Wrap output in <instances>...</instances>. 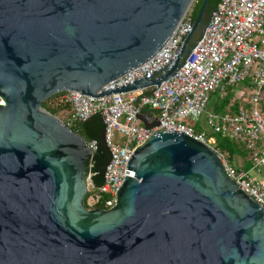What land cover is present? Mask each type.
<instances>
[{"label":"water","instance_id":"water-1","mask_svg":"<svg viewBox=\"0 0 264 264\" xmlns=\"http://www.w3.org/2000/svg\"><path fill=\"white\" fill-rule=\"evenodd\" d=\"M208 1L158 74L101 90L154 56L193 0H0V264H264L263 209L207 144L150 135L115 205L87 208V141L41 106L158 85L203 33Z\"/></svg>","mask_w":264,"mask_h":264},{"label":"built area","instance_id":"built-area-1","mask_svg":"<svg viewBox=\"0 0 264 264\" xmlns=\"http://www.w3.org/2000/svg\"><path fill=\"white\" fill-rule=\"evenodd\" d=\"M191 27L187 12L154 56L105 84L101 90L126 86L158 74L174 58ZM237 84L247 88L243 100L248 103L246 107L221 112L206 110L212 92L218 91L223 97L229 87ZM263 87L264 0H218L208 15L203 33L181 65L158 85L97 97L64 90L53 94L49 101L52 105L69 106V115L64 121L68 126L94 114L101 116L102 139L109 158L100 185L96 186L92 173L87 172L84 197L87 208L108 209L115 205L116 190L124 177L133 176L124 171L136 145L157 132L178 131L207 144L220 157L225 174L262 207L264 214ZM144 108L153 114L144 112ZM141 113L151 119L155 116L157 125L145 127L139 118ZM202 117L209 131L243 145L248 168L241 167L237 155L229 159L226 152H220L215 147V139L206 131L195 129ZM188 119L196 123L192 126L187 123ZM116 133L122 134L123 139ZM87 145L92 155L97 141L93 139Z\"/></svg>","mask_w":264,"mask_h":264},{"label":"trees","instance_id":"trees-1","mask_svg":"<svg viewBox=\"0 0 264 264\" xmlns=\"http://www.w3.org/2000/svg\"><path fill=\"white\" fill-rule=\"evenodd\" d=\"M201 1L202 0H196L192 5L191 10L189 11V18L192 22L196 17ZM217 1L218 0L208 1L203 21H207L208 15L210 11L216 5ZM220 99H221V102L219 104H217L216 102L213 103L212 110L221 112V111L226 110L227 108H229L230 110H235L239 106L246 107L248 105L247 102L241 100L240 98H233V93L230 92V90L225 96L223 97L220 96ZM49 100H50V97L46 99L45 101H43L41 103V106L47 111H49L51 114L57 116V113L59 111L67 110L69 112L68 105L66 104L52 105ZM261 107L264 108V87H263V93H262ZM148 110H149L148 108L143 109L144 112ZM63 121H65V119H63ZM103 126L104 125H103L101 116L99 114H94L85 121H77L74 125L70 126L72 130L80 134L87 142L93 139L97 141V148L93 151L91 157L89 158L87 162L88 170L92 173V176H91L92 181L96 186L102 183V171L109 158L108 148L106 147L102 139ZM206 127H204L200 121L198 124H196L195 129L197 131H200V130L206 131V129L209 130L208 127L207 128ZM210 133H211L210 136H212L215 139V147L220 152H226L228 154L229 159L237 155L240 159H242V161L240 162L241 167L242 168L249 167V163L246 158V151L242 144L228 137H223L220 134L212 133L211 131ZM89 164L91 165L89 166Z\"/></svg>","mask_w":264,"mask_h":264},{"label":"rangeland","instance_id":"rangeland-1","mask_svg":"<svg viewBox=\"0 0 264 264\" xmlns=\"http://www.w3.org/2000/svg\"><path fill=\"white\" fill-rule=\"evenodd\" d=\"M196 0H193V2H192V4H191V6H190V8L188 9V11L187 12H189L190 10H191V7H192V5H193V3L195 2ZM196 34H197V32H196ZM230 90V92H232V93H234V95H235V97H233V98H240V99H242V100H244V98H245V96H246V94H247V88H245L242 84H237L236 86H232V87H229V89H228V91ZM219 93L220 92H218V91H216V92H212L211 94H210V98H209V101H208V103H207V105H206V110L207 111H209V110H212V105H213V103H217V104H219L220 102H221V99H220V96H219ZM67 110L66 111H59L58 113H57V116L60 118V119H65V116H66V114H67ZM195 121H193L192 119H188L187 120V123L188 124H190V125H194L195 123H194ZM201 124L204 126V127H206V125H205V122H204V119H203V117H202V119H201ZM207 128V127H206ZM206 131H207V134L208 135H210L211 133H210V131L209 130H207L206 129ZM116 135L118 136V137H120V140H122L123 139V135L122 134H120V133H116ZM116 141H117V137H116ZM238 158V157H237ZM242 161V159H240V162Z\"/></svg>","mask_w":264,"mask_h":264},{"label":"crops","instance_id":"crops-1","mask_svg":"<svg viewBox=\"0 0 264 264\" xmlns=\"http://www.w3.org/2000/svg\"><path fill=\"white\" fill-rule=\"evenodd\" d=\"M233 97H235L234 93H233ZM68 113H69V112H68ZM68 113L66 114V116H65V117H67V116H68ZM146 113H148V114H153V112H152V111H150V110L146 111ZM239 160H240V158H239Z\"/></svg>","mask_w":264,"mask_h":264}]
</instances>
